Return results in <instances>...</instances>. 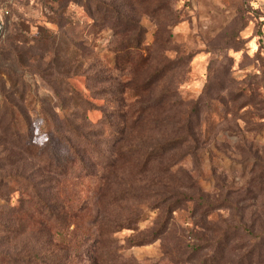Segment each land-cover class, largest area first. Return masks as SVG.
<instances>
[{
    "label": "rangeland",
    "instance_id": "obj_1",
    "mask_svg": "<svg viewBox=\"0 0 264 264\" xmlns=\"http://www.w3.org/2000/svg\"><path fill=\"white\" fill-rule=\"evenodd\" d=\"M95 261L264 264V0H0V264Z\"/></svg>",
    "mask_w": 264,
    "mask_h": 264
},
{
    "label": "trees",
    "instance_id": "obj_2",
    "mask_svg": "<svg viewBox=\"0 0 264 264\" xmlns=\"http://www.w3.org/2000/svg\"><path fill=\"white\" fill-rule=\"evenodd\" d=\"M104 7H105V9H104V11H103V15L101 16V17H99L98 18V20H99V23L101 24V30L102 29H104L105 27H104V25H105V23L107 22V21H109V19H108V15L109 14H111L113 17H115V18H120L119 20H118V23L117 24H115L114 25V27L113 26H111V27H109L111 30H113V32L116 34V33H121V32H124L123 34L125 35L126 33H129L128 34V37L126 38V45H124V46H122V50H124V48H126V52H124L123 53V55H120V54H115V56H114V59H113V62H114V64H115V66H116V64H118V62H119V58L121 57V59L126 55V54H130V53H133L134 55H137L138 54V56H141V53L139 52V51H141L142 49H144L143 48V46H142V42H143V40H142V34H141V27H139V26H136L135 28H133V30H131L130 28H126L125 27V21L121 18V15H123L122 14V12L119 10V9H111V7H109V6H105V5H103ZM86 8L89 10V13L91 12L90 10H91V6L90 5H86ZM101 8V7H100ZM115 15H117V17L115 16ZM117 18V19H118ZM123 20V22L121 23V21L120 20ZM120 25H122V27L123 28H121V29H117L116 30V27H118V26H120ZM114 28H115V31H114ZM45 38V37H44ZM122 42H124V40H122ZM128 49L130 50V51H128ZM134 83L136 84L135 85V87H146L147 86V84H148V81H145V78H144V81L143 82H141V83H137V81H136V78H134V77H131L127 82H126V84L127 85H134ZM80 100H81V102H82V104L85 106L84 107V109H86V110H88V105H89V97H80ZM143 108H145V105H141ZM53 126L55 127V129H57V126H56V124H53ZM54 129V130H55ZM156 147H158V146H156ZM155 146L154 147H151L149 150H146V152L144 153V155H140V157L143 159V163L145 164V162H148L151 158H156L157 156H158V153H159V151H160V148H156ZM158 150V152H156ZM119 221V220H118ZM118 221H116V223L118 222ZM238 222H239V225L237 226V228H239V227H243V228H245L246 227V225L245 224H243V223H241V219H238ZM123 225H121V223H117L116 225H115V227L116 228H121ZM236 228V227H235ZM225 232V231H224ZM81 237H83V239L84 240H82V239H80V237H79V239L76 241V243H77V245L80 247V245L81 244H85L87 241H85L86 240V238L87 237H89V235H81ZM81 240H82V242H81ZM62 241L65 243V244H67V243H70V241H71V239H69V238H67L66 236H62ZM98 240L96 239V241L95 242H97ZM45 244H47V245H49V244H52V238H51V235H48L47 236V239L45 240V242H44ZM92 245H95V244H92V243H90V244H88V246L89 247H91ZM93 248V247H92ZM89 249V248H88ZM91 249V248H90ZM91 251H92V249H91ZM17 259V258H16ZM15 258H13V260H16ZM204 261L205 260H203V263H204ZM94 264H96V261L94 262Z\"/></svg>",
    "mask_w": 264,
    "mask_h": 264
}]
</instances>
